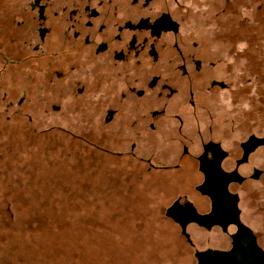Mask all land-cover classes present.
<instances>
[{"label": "rangeland", "instance_id": "rangeland-1", "mask_svg": "<svg viewBox=\"0 0 264 264\" xmlns=\"http://www.w3.org/2000/svg\"><path fill=\"white\" fill-rule=\"evenodd\" d=\"M111 1L116 20L137 4ZM17 2L11 10L0 0L2 32L19 35L30 29ZM166 2L186 39L187 56L197 48L203 62L213 61L209 74L223 85L206 87L207 80L203 84L191 66L180 75L174 64L168 67L178 81L169 95L166 86L149 90L145 80L135 82L142 74L166 79L163 54L156 65L144 59L128 69L130 86L142 91L132 106L124 101H133L132 91L125 90L113 65L100 62V86H84V76L92 73L88 69L79 72L77 84L74 75L66 84L63 77L45 76L33 101L38 109L26 107L27 117L21 112V84H12L8 105L0 100V264H191V248L182 245L177 228L157 208L174 193L193 192L198 172L188 156L206 137L214 136L226 148L250 134L264 137V0ZM112 26L105 33L106 43L114 45L111 55L121 49L120 40L111 38ZM162 39L166 44L168 35ZM156 105L180 112L188 140L176 132L170 112L147 118ZM106 108L117 110L107 120L102 117ZM183 149L187 153L181 157ZM249 158L248 169L254 165L262 172L232 185L264 249V145ZM194 235L215 238V231ZM207 243L218 244L202 239L196 247Z\"/></svg>", "mask_w": 264, "mask_h": 264}, {"label": "flooded vegetation", "instance_id": "flooded-vegetation-1", "mask_svg": "<svg viewBox=\"0 0 264 264\" xmlns=\"http://www.w3.org/2000/svg\"><path fill=\"white\" fill-rule=\"evenodd\" d=\"M130 1L137 3L131 13L116 20L113 18L111 0H22L19 3L22 19L30 29L19 35L16 31L0 30V95L3 97L0 100L8 105L11 85L16 84L19 87L21 84V101L25 102L24 105L21 104V112L29 117L24 110L26 107L38 109V104L33 101H38L39 87L45 76H51L53 81L63 77L66 84L73 75L75 80L81 75L79 72L88 69L92 73L86 75L87 78L84 76V86H100L103 80L98 70L102 65L100 62H104L103 65H113L125 90L132 91L133 101L129 103L124 99L125 103L135 106L139 92L130 86L134 81L131 80L128 69L134 67L135 63L142 64L144 59L152 62V66L156 65L163 54L167 59L160 64L167 65L165 72L169 76L165 79L162 74L157 73L148 78L142 74L135 82L145 80L149 90L156 85L166 86L169 95L175 90V83L178 81L176 74L168 67L174 64L180 69V75L185 73L187 66H191L203 84L207 80L206 87L223 85L220 79L209 74L208 65L212 66L213 61L203 62L197 48L190 57L187 56L186 39L179 30V24L166 8V0ZM98 7H105V10L102 12ZM108 22L114 26L111 38L119 39L117 46L121 47L112 55L110 52L113 42L111 45L107 44L105 35ZM164 34L168 35L166 44L162 39ZM45 44L49 46H43ZM84 47L88 49L79 50ZM65 53L71 55L63 58L58 56H64ZM43 55L48 56L45 61ZM61 61L62 64L59 65ZM61 65L62 68L59 69ZM207 73L209 77L204 76ZM73 79L71 84L74 83ZM186 80L190 85V80ZM27 84H30L34 92L27 90ZM59 100L64 103L65 99ZM59 104L54 102L53 111H59ZM156 106L150 110L147 118H165L166 112H170L169 115L176 121V132L180 133L182 139L188 140L187 130L182 129L183 118L180 112L175 107L167 110L166 106ZM115 111L117 110L106 108L102 117L110 119ZM190 116L196 119L197 110L192 109ZM149 126L153 127V122ZM255 138L259 139L256 140L258 142H254ZM262 144L264 145V137H254L251 134L237 143H232L228 148L214 136L206 137L200 141L197 151L188 156L192 162L196 161L198 172L197 180L191 185L193 192L174 193L165 198L163 204L157 208L177 228L182 245L191 248V264H264V249L257 241L253 221L245 218L238 204L239 191L232 185L260 175L262 168L250 165L248 169V165L250 153ZM176 145L177 143L174 147ZM181 151V157L187 153L186 149ZM222 172L230 173L226 175ZM225 177L229 178L225 183L226 191L223 189ZM210 230L215 231V238L207 236L202 239L206 242L215 239L218 244L210 246L207 243L203 247H196L202 239L194 234L197 231Z\"/></svg>", "mask_w": 264, "mask_h": 264}, {"label": "trees", "instance_id": "trees-1", "mask_svg": "<svg viewBox=\"0 0 264 264\" xmlns=\"http://www.w3.org/2000/svg\"><path fill=\"white\" fill-rule=\"evenodd\" d=\"M15 1H16V0H5V6H6V7H9V8L12 10V6H13L14 4H16ZM21 1H22V0H18L19 3H21ZM18 2H17V7L19 6V8H20V4H19ZM5 6H4V7H5ZM11 10H10V11H11ZM20 11H21V8H20ZM27 23H29V21H28Z\"/></svg>", "mask_w": 264, "mask_h": 264}, {"label": "water", "instance_id": "water-1", "mask_svg": "<svg viewBox=\"0 0 264 264\" xmlns=\"http://www.w3.org/2000/svg\"><path fill=\"white\" fill-rule=\"evenodd\" d=\"M174 24H175V22H174ZM175 28V27H174ZM256 140H259V139H257V138H255V140H254V142H258V141H256ZM252 141V140H251ZM222 173H225L226 175L228 174V173H230V172H222ZM224 174V175H225ZM229 178L228 177H225V179H224V182H223V189L226 191V188H225V183H226V181L228 180Z\"/></svg>", "mask_w": 264, "mask_h": 264}]
</instances>
